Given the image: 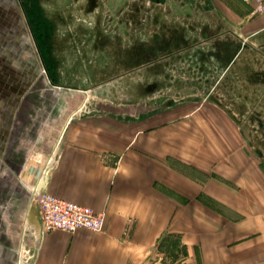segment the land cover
I'll return each instance as SVG.
<instances>
[{
	"label": "crops",
	"instance_id": "0c3cea01",
	"mask_svg": "<svg viewBox=\"0 0 264 264\" xmlns=\"http://www.w3.org/2000/svg\"><path fill=\"white\" fill-rule=\"evenodd\" d=\"M158 9L175 22L179 43L208 38L217 51L239 52L247 66L264 69V14L250 3L164 0ZM5 21L0 18V28ZM1 55L0 71L8 70L11 84L25 79L37 86L28 60L19 64ZM11 68L27 76L12 75ZM7 113L0 112V264H14L20 239L24 264H264V176L212 172L210 163L196 164L193 145L161 126L81 110L57 115L61 127L39 163L28 159L26 143L20 163L17 125L25 120L19 125L32 127L33 114ZM40 176L47 192L103 211V230L39 233L30 187ZM26 222L33 233H25Z\"/></svg>",
	"mask_w": 264,
	"mask_h": 264
},
{
	"label": "rangeland",
	"instance_id": "374dc122",
	"mask_svg": "<svg viewBox=\"0 0 264 264\" xmlns=\"http://www.w3.org/2000/svg\"><path fill=\"white\" fill-rule=\"evenodd\" d=\"M96 1L98 2L95 9L91 8L89 3L80 1V4L73 0H53L46 7L49 9L67 7L75 18L72 22L86 25L90 22L99 34H113L122 41L139 34V31L144 28L145 16L149 17L151 12L155 16L156 14L160 16L158 15L159 5L145 4L147 0ZM5 17L7 21L4 27L0 28V52L3 54L1 59L15 60L19 64L28 60L27 63L32 66V77L39 79L37 86L27 84L25 79H15L14 81L18 83L13 85L9 81V76L7 77L8 70H2L3 73L0 71V112L3 113L1 115H8L7 112H30L34 118L31 119L32 127L19 125L25 120H19L17 125L20 134L16 136L17 139L13 144L22 147L16 152L17 162H20L24 156L26 143L28 146L26 154L30 161L39 163L47 152L46 146L55 143L54 140L62 123H59L57 115L67 117L69 113L81 110V112L121 113L126 114L125 116L130 118L131 123L141 122L142 127L161 126L166 135L175 138L179 143L193 145L196 164L210 163L212 172L224 173L227 176L248 174L264 176V129L258 128L257 122L250 118L251 112H256L264 122V110L262 109L264 100H253L250 104L252 109L249 115L244 112L246 116L241 117L237 105L241 102L235 99L236 89L239 87L233 76H228L226 84L221 86L222 93H219L221 90L216 89L209 95L203 87L208 84L206 82L203 84L195 76H193V81L187 80L186 83V79L191 76L188 74L189 71L184 69L174 75L177 76L175 78L184 81L183 85L164 86L153 93L148 92L151 89L149 88L146 94L138 90L137 82L143 80L144 76L137 70L131 72H123L125 70L122 69L110 70V75L116 71L121 74L112 80L99 83L96 79V82L89 81L95 78V74H91L92 70L87 71L82 67L78 72L75 68L74 75L77 77L73 75L74 80L72 79L71 83L52 84L44 78L39 58L30 45L31 39L28 36L27 24L20 18L18 10L11 2L0 8V18ZM0 26H2L1 23ZM80 27L85 28L83 25ZM13 33L17 36L16 43H14L15 37L10 35ZM9 44H12L11 49L13 50H10ZM70 55L68 63L72 60ZM27 56L29 58L25 59L24 57ZM91 56L92 54H88L87 58L82 60L89 59ZM94 62L95 60L90 65L94 66ZM10 72L19 78L27 76L19 69L11 68ZM168 72L170 70L166 74ZM138 77L143 78L140 80ZM59 87L64 89L59 90ZM3 121V125H6L9 120L3 119ZM62 135L63 132L56 144L60 142ZM5 138L7 139L4 145L9 146L12 143V137L7 135ZM2 153H4V159L7 160L8 150ZM238 164L239 168L236 169L235 166ZM196 169L202 170L200 165L196 166ZM17 188L19 191L23 190L20 184ZM27 223L26 228L28 229L25 233L31 234L32 229ZM18 244V264H24L23 255L21 257V239Z\"/></svg>",
	"mask_w": 264,
	"mask_h": 264
},
{
	"label": "flooded vegetation",
	"instance_id": "af4514ba",
	"mask_svg": "<svg viewBox=\"0 0 264 264\" xmlns=\"http://www.w3.org/2000/svg\"><path fill=\"white\" fill-rule=\"evenodd\" d=\"M73 1L89 3L93 9L98 2ZM163 1L147 0L145 4L159 5ZM8 2L15 5L20 18L26 22L31 48L39 58L45 78L52 84L71 83L72 79L74 80L75 68L78 72L82 67L87 71L92 70L91 74H95V78L89 81L96 79L99 83L112 80L121 74L116 71L110 75V70H137L144 76L143 80V77H138L141 80L137 82L138 90L146 94L149 88L151 89L148 92L153 93L164 86L183 85L184 81L174 75L184 69L189 71L191 76L186 79V83L187 80L193 81L195 76L203 84H208L203 85L208 95L216 89L221 90V86L227 82V77L233 76L239 87L236 89L235 99L241 102L237 104L241 117L246 116L245 113L249 115L253 100H264V69L247 66L239 52L229 54L227 51H217L208 43V38L198 39L194 43H179L180 36L177 34L175 22L164 19L160 12V16H155L152 12L149 17L145 16L144 28L139 34L122 41L113 34H99L90 22L88 25L72 22L75 18L67 7H46L53 0H0V8L5 7ZM81 25L85 28L82 29ZM69 54L72 56L71 63H68ZM83 54L85 56H82ZM88 54H92L91 58L82 60L87 58ZM93 60L94 66H91ZM168 70L170 72L166 74ZM250 118L257 122L258 128L264 129V122L256 112H251Z\"/></svg>",
	"mask_w": 264,
	"mask_h": 264
},
{
	"label": "built area",
	"instance_id": "2783aa9c",
	"mask_svg": "<svg viewBox=\"0 0 264 264\" xmlns=\"http://www.w3.org/2000/svg\"><path fill=\"white\" fill-rule=\"evenodd\" d=\"M252 5V11L264 14V0H242ZM43 169L41 174H45ZM40 176L30 187V203L37 213L39 233L53 230L73 232L78 229L102 231L105 221L103 211L94 210L87 205L60 198L43 188Z\"/></svg>",
	"mask_w": 264,
	"mask_h": 264
},
{
	"label": "bare ground",
	"instance_id": "6f19581e",
	"mask_svg": "<svg viewBox=\"0 0 264 264\" xmlns=\"http://www.w3.org/2000/svg\"><path fill=\"white\" fill-rule=\"evenodd\" d=\"M58 141V139L56 140V142ZM31 155V154H30ZM28 159H30L29 157H28ZM32 162V161H31ZM19 245V244H18ZM19 253V252H18ZM19 255V254H18ZM16 263L15 264H18V262H19V259L18 258H16Z\"/></svg>",
	"mask_w": 264,
	"mask_h": 264
}]
</instances>
